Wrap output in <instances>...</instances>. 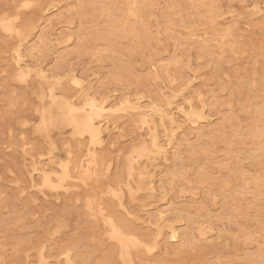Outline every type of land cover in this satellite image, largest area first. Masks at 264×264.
Returning <instances> with one entry per match:
<instances>
[{
    "label": "rangeland",
    "instance_id": "374dc122",
    "mask_svg": "<svg viewBox=\"0 0 264 264\" xmlns=\"http://www.w3.org/2000/svg\"><path fill=\"white\" fill-rule=\"evenodd\" d=\"M0 264H264V0H0Z\"/></svg>",
    "mask_w": 264,
    "mask_h": 264
},
{
    "label": "bare ground",
    "instance_id": "6f19581e",
    "mask_svg": "<svg viewBox=\"0 0 264 264\" xmlns=\"http://www.w3.org/2000/svg\"><path fill=\"white\" fill-rule=\"evenodd\" d=\"M139 3H141V2H139ZM144 3V2H143ZM214 5V4H213ZM145 6V5H144ZM216 7V6H215ZM220 7V6H219ZM108 14V13H107ZM108 16H110V15H108ZM112 16V15H111ZM116 18V17H115ZM141 22V21H140ZM42 24V23H41ZM41 24L39 25V26H41ZM128 24V23H127ZM130 25V24H129ZM128 26V25H127ZM72 30V29H71ZM135 30V29H134ZM106 34V33H105ZM113 34V32L111 33V35ZM215 35V34H214ZM225 48H226V46H225ZM206 49V48H205ZM15 50V51H14ZM13 50V52L15 53L14 54V57H15V62L17 63V68H19L20 69V71H24V70H26V69H28V67L26 66V65H23V64H20V61L22 60V57L20 56V53H19V51H18V49H14ZM206 51V50H205ZM35 67V66H34ZM33 71V70H32ZM21 72V73H22ZM44 68H42V67H38L36 70H34L33 71V73L35 74V75H39V76H41L43 79H48L49 78V76H47V75H45L44 74ZM79 78V77H78ZM82 78V77H81ZM74 79H76V77H74ZM188 85V84H187ZM86 87V86H85ZM84 88V87H83ZM81 90V89H80ZM90 94V93H89ZM88 97V96H87ZM127 98V97H126ZM125 99V98H124ZM181 101V100H180ZM132 102V101H131ZM179 102V101H178ZM124 103V106H123V108L121 109V110H123V111H127V110H130V111H135V110H137L138 112H140V107L139 106H137L136 104H131V103H129L127 100L126 101H124L123 102ZM137 103V102H136ZM174 104H175V102H173ZM151 105V104H150ZM185 105V104H184ZM116 105H114V104H109V103H105V102H100L99 104H97L94 108H98L97 110H96V112L97 113H99L100 115H103V116H109L111 113L110 112H113V111H115L116 110V107H115ZM195 107V106H194ZM185 108V107H184ZM196 108V107H195ZM143 109V108H142ZM161 108H158V107H155V106H153V108H151V110L153 111V112H157V113H160V118H163V117H165V118H167V119H171V115L170 114H168V113H164L163 112V110H160ZM177 109V108H176ZM144 110V109H143ZM174 110V109H173ZM188 113L190 114L189 115V117H192L194 114H195V111H193V109H190V110H188ZM135 115H137V114H135ZM149 115H152L151 113L150 114H144L143 113V115H142V121H143V123H148V116ZM154 115V114H153ZM188 117V118H189ZM189 121V120H188ZM190 122V121H189ZM192 122V121H191ZM194 122V121H193ZM154 123V122H153ZM156 123H154V125H155ZM158 125V124H157ZM164 125V124H163ZM195 125V124H194ZM172 126V125H171ZM171 126H169V127H171ZM109 127V126H108ZM151 127V126H150ZM157 128H158V126H157ZM173 129V128H172ZM174 129H175V127H174ZM161 130V129H160ZM156 132H157V130H156ZM156 132H155V134H156ZM171 132V131H170ZM158 133V132H157ZM172 133V132H171ZM203 134V133H202ZM172 135V134H171ZM206 135V134H205ZM154 136H156V135H154ZM173 136V135H172ZM257 137V136H256ZM158 139V138H157ZM172 139V138H171ZM170 139V140H171ZM157 141V140H156ZM156 141H154L153 142V144L156 146V148L158 149V150H160L161 152H164L162 149H164L165 147L164 146H160V145H158L157 144V142ZM163 143V142H162ZM166 145H167V143H165ZM164 144V145H165ZM165 145V146H166ZM169 145V144H168ZM171 145V144H170ZM143 146V145H142ZM142 149H144V148H142ZM150 149H152V148H150ZM169 150H170V148H169ZM153 153V152H152ZM60 154V153H59ZM156 154H158V153H156ZM160 154V153H159ZM59 156V155H58ZM62 158V157H61ZM63 165H65V164H63ZM138 165V164H137ZM133 167V166H132ZM137 167V166H136ZM140 167V166H139ZM133 168H135V167H133ZM135 170V169H134ZM150 170V169H149ZM162 171V170H161ZM45 172V171H44ZM143 174L144 175H148V170H147V172H143ZM150 174V173H149ZM133 176V175H132ZM47 178H49V177H47ZM140 178V177H139ZM172 178V177H171ZM150 179V178H149ZM153 179V178H152ZM133 180H134V178H133ZM143 180V179H142ZM176 180V179H175ZM148 183H146V185L148 184H151L152 183V181H147ZM147 185V186H148ZM130 188H133V187H130ZM140 188V187H139ZM166 189V188H165ZM131 190V189H130ZM163 212L162 211H159L158 213H157V215H156V220H158V222H157V227H158V232L160 233V232H162V230H163V223H161V222H163V220H162V218H163ZM154 219V218H153ZM166 220H168V219H166ZM146 222V221H145ZM170 222V221H169ZM172 223V222H171ZM194 223V222H193ZM190 225V224H189ZM166 227H167V229H169V236H168V233H167V236L170 238V240L171 239H174V238H176V230L171 226H168V225H165ZM183 226V225H182ZM186 227L188 228L189 226L188 225H186ZM179 228V227H178ZM192 229V228H191ZM190 230V229H189ZM185 231V230H184ZM203 231V230H202ZM193 232V231H192ZM164 233V232H163ZM165 235V234H164ZM179 235V234H178ZM181 235V234H180ZM185 234H183V236H184ZM122 236V235H121ZM121 236H120V238H121ZM163 237H165V236H163ZM195 237V236H194ZM165 239V238H164ZM141 240V239H140ZM124 241V240H123ZM179 243V242H178ZM129 245V244H128ZM139 245V242H137V244H135L134 246H138ZM135 248V247H134ZM131 253V252H130ZM132 257H133V255H132Z\"/></svg>",
    "mask_w": 264,
    "mask_h": 264
}]
</instances>
